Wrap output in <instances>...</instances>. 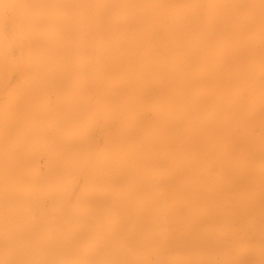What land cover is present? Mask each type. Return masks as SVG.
<instances>
[{
	"label": "bare ground",
	"instance_id": "6f19581e",
	"mask_svg": "<svg viewBox=\"0 0 264 264\" xmlns=\"http://www.w3.org/2000/svg\"><path fill=\"white\" fill-rule=\"evenodd\" d=\"M0 264H264V0H0Z\"/></svg>",
	"mask_w": 264,
	"mask_h": 264
}]
</instances>
